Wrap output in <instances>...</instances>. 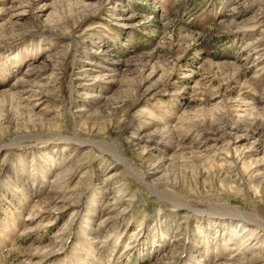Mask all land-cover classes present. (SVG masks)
<instances>
[{
	"label": "rangeland",
	"instance_id": "rangeland-1",
	"mask_svg": "<svg viewBox=\"0 0 264 264\" xmlns=\"http://www.w3.org/2000/svg\"><path fill=\"white\" fill-rule=\"evenodd\" d=\"M236 209L264 0H0V264H264Z\"/></svg>",
	"mask_w": 264,
	"mask_h": 264
},
{
	"label": "bare ground",
	"instance_id": "bare-ground-1",
	"mask_svg": "<svg viewBox=\"0 0 264 264\" xmlns=\"http://www.w3.org/2000/svg\"><path fill=\"white\" fill-rule=\"evenodd\" d=\"M236 210H237L236 212L238 214H241V216H238V218H239V221H238L239 223L238 224L239 225L243 224L246 228L247 227L248 228H252V227L256 226L257 227L256 229L261 228L264 231V220H262V219H260L258 217H252L251 218L250 216H247L244 212H242V211H240L238 209H236ZM253 222H255L256 224H253ZM254 234L255 233L252 232V234L249 236V238H247L246 241H248L249 239H252Z\"/></svg>",
	"mask_w": 264,
	"mask_h": 264
}]
</instances>
